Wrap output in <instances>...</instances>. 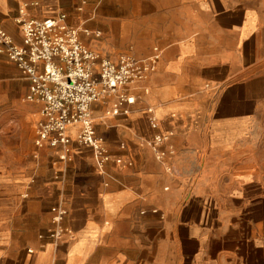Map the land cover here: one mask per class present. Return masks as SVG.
I'll use <instances>...</instances> for the list:
<instances>
[{"label":"crops","instance_id":"0c3cea01","mask_svg":"<svg viewBox=\"0 0 264 264\" xmlns=\"http://www.w3.org/2000/svg\"><path fill=\"white\" fill-rule=\"evenodd\" d=\"M23 7L66 13L103 57L162 55L127 113L110 112L113 96L92 105L112 155L101 168L80 125L68 147L37 145L42 104L0 53V264H229L244 245L235 214L262 180L264 0H0L18 43ZM158 134L170 135L161 159ZM55 206L67 210L59 222Z\"/></svg>","mask_w":264,"mask_h":264},{"label":"built area","instance_id":"2783aa9c","mask_svg":"<svg viewBox=\"0 0 264 264\" xmlns=\"http://www.w3.org/2000/svg\"><path fill=\"white\" fill-rule=\"evenodd\" d=\"M67 17L60 13L36 19L27 16L24 7L20 8L16 22L22 29L23 42L18 43L0 22V53L13 60L30 81L26 99L42 104L37 145L68 147V129L80 125L78 142L94 150L96 162L102 168L112 155L104 137L96 131L92 105L113 96L116 99L110 112L127 113V106L137 100L130 93L131 86L156 69L162 49L155 46L150 55L141 58L127 54L117 60L103 57L84 42L83 29L70 25ZM84 31L88 33V29ZM150 122L153 127L158 126L155 117ZM169 137L158 134L149 142L160 159L166 153L160 147ZM52 211L57 222L67 214L65 208L58 206Z\"/></svg>","mask_w":264,"mask_h":264},{"label":"rangeland","instance_id":"374dc122","mask_svg":"<svg viewBox=\"0 0 264 264\" xmlns=\"http://www.w3.org/2000/svg\"><path fill=\"white\" fill-rule=\"evenodd\" d=\"M262 137V180L261 182H254V184L257 183V186L260 185L259 189L261 191L258 189L256 192H252V195L249 196L248 207H251H249L245 213L242 212L241 214H235L236 216L234 218V223H232L231 236L232 238L241 239L244 245L240 247V250H237L234 254L230 255L232 260L229 264H256L255 260H259L261 262H259L260 264H264V250H256V248L260 249V247H263L264 249V132ZM254 205L257 206V208L261 207L259 212L258 210L255 212L256 209H253ZM256 226H261L259 229V234H261L263 238L261 240H258L255 233ZM231 248V252L233 253L235 248ZM211 258L212 254L206 259L209 260Z\"/></svg>","mask_w":264,"mask_h":264}]
</instances>
